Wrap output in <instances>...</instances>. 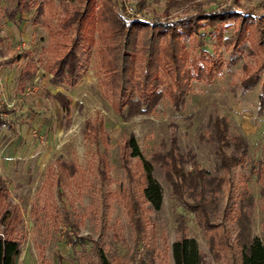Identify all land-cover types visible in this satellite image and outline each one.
<instances>
[{
  "label": "trees",
  "instance_id": "trees-1",
  "mask_svg": "<svg viewBox=\"0 0 264 264\" xmlns=\"http://www.w3.org/2000/svg\"><path fill=\"white\" fill-rule=\"evenodd\" d=\"M56 2L63 7L60 17H57ZM237 6L235 2L234 5L206 9L199 0H167L161 16L140 19L126 14L120 0H15V6L6 17L15 21L16 17L33 11L34 24L45 15L57 19L55 28L48 27L50 47L55 56L44 66L54 87L74 86L95 48L103 94L118 117L126 121L152 113L162 100H167L176 112L181 111L191 82H211L221 71L225 63L221 48L230 52L227 63L231 64L236 61L234 56L243 54L245 49L255 56L254 67L244 66L246 76L242 78L241 86L245 91H251L261 82L259 111L264 110V14L240 11ZM184 7L190 11L173 16L174 10ZM230 29L232 38L226 39L224 34ZM204 31L217 33L214 56L203 50ZM187 39L194 41V46L188 48ZM20 62L25 64L17 78V89L23 91L37 72L31 53H17L10 60L1 61L0 68ZM47 96L60 107L64 126L68 128L71 98L61 92L48 93ZM11 112L0 99V133L4 128H11V122L4 118ZM84 131V137L94 142L97 148L99 143L103 146V152L99 151L95 158L97 182L93 193L95 203L101 208L100 222H106L109 201L119 198L134 228V243L147 245L137 264H145L147 257L150 261L153 259L155 232L147 231L149 220L145 214L159 210L162 205V187L154 177L156 167L169 184L172 196L193 214L197 225L202 228L215 264H264V241L252 236L251 215L255 207V198L249 187L252 176L241 178L233 236L220 230L219 223L211 218L216 198L230 183L228 174L249 160L246 139L231 134L226 117L213 120L209 136L217 169L222 175L211 176L199 166L195 155L181 153L174 137L167 151L155 152L145 158L134 136L129 135L120 146L119 161L126 184L117 196L111 190L113 180L105 153L109 142L103 122L97 118L87 120ZM253 176L259 186L264 210V157L254 167ZM86 182V174L77 163L56 159L46 170L38 192V203L33 207L37 220H50L58 226L63 221L69 230L67 239L75 246L84 245L85 240L73 237L77 225L70 220L65 204L62 203L60 208L56 200L63 202L67 191L82 187ZM22 224L21 208L10 199L8 182L0 176V264H17L25 238L20 233ZM178 229L180 236L172 244L174 263L205 264L195 240L185 234L183 219ZM95 254L97 261L90 260V264H111L102 249L97 247Z\"/></svg>",
  "mask_w": 264,
  "mask_h": 264
},
{
  "label": "rangeland",
  "instance_id": "rangeland-1",
  "mask_svg": "<svg viewBox=\"0 0 264 264\" xmlns=\"http://www.w3.org/2000/svg\"><path fill=\"white\" fill-rule=\"evenodd\" d=\"M167 0H120L124 12L140 19L161 16ZM244 12L264 14V0H199L206 9H215L227 4ZM15 6V0H0V62L8 61L17 53L29 51L37 66L34 79L23 91L17 89V78L25 62L6 64L0 68V99L12 112L4 115L11 122L10 129L0 133V176L8 182L10 199L19 204L23 224L20 233L25 236L17 264H90L97 261L95 251L102 249L111 264H137L145 250L144 243H134V228L130 225L119 198L109 201L106 222H100V204L93 198L96 185V162L98 153L103 152L99 143L84 137L85 122L97 118L104 124L108 139L106 156L113 180L112 192H118L126 184V176L119 161L122 140L133 135L139 151L145 158L155 152L170 148L171 139L177 140L183 154L195 155L199 166L211 176L222 175L217 169L214 146L209 140L211 124L215 118L226 117L232 135H242L249 146V160L243 167L236 166L228 174L230 183L216 198L212 221L219 223V229L230 237L234 234V216L238 197L242 189L241 178L251 177L250 190L255 198L252 210V236L264 241L263 200L259 197V186L253 176L254 167L264 157V110L259 111L261 82L251 91H245L241 80L246 76L244 66L255 65V56L245 49L243 54L230 60V52L220 49L224 65L211 82L196 80L190 84L185 106L176 112L167 100H162L152 113L121 120L104 96L102 75L97 68L94 48L89 61L81 73L80 80L72 87L50 83L51 76L44 71L45 64L55 53L51 51L49 26L55 28L57 19L45 15L33 23V11L9 21L6 14ZM131 8L129 14L126 11ZM57 17L62 14V5L56 2ZM190 8H178L173 16L187 13ZM203 50L214 56L217 33L204 31ZM224 37L232 38V30ZM194 41L186 40L191 48ZM217 56V55H216ZM61 92L72 100L70 126L65 128L63 112L48 93ZM100 151V152H99ZM56 159L77 163L86 174L87 182L66 192L63 202L56 200L62 208L65 204L77 229L73 237H82L85 244L77 246L67 239L68 227L50 220L35 219L33 207L38 203V192L45 173ZM134 162V161H133ZM154 177L162 187L163 200L159 210H150L145 215L149 220L147 231L155 232L153 259L145 258V264H175L172 244L180 236L178 225L183 219L185 234L195 240L204 255L205 264H215L208 241L192 213L187 211L172 196L169 184L155 168ZM62 211V210H61ZM98 212V213H97ZM144 248V249H143Z\"/></svg>",
  "mask_w": 264,
  "mask_h": 264
},
{
  "label": "built area",
  "instance_id": "built-area-1",
  "mask_svg": "<svg viewBox=\"0 0 264 264\" xmlns=\"http://www.w3.org/2000/svg\"><path fill=\"white\" fill-rule=\"evenodd\" d=\"M126 11H127L129 14H131V12H132L131 8L129 9V8H127V7H126Z\"/></svg>",
  "mask_w": 264,
  "mask_h": 264
},
{
  "label": "crops",
  "instance_id": "crops-1",
  "mask_svg": "<svg viewBox=\"0 0 264 264\" xmlns=\"http://www.w3.org/2000/svg\"><path fill=\"white\" fill-rule=\"evenodd\" d=\"M37 67V66H36Z\"/></svg>",
  "mask_w": 264,
  "mask_h": 264
}]
</instances>
